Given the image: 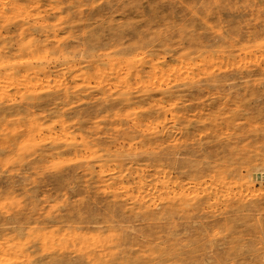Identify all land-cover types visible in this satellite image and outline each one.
<instances>
[{
    "label": "clouds",
    "instance_id": "clouds-1",
    "mask_svg": "<svg viewBox=\"0 0 264 264\" xmlns=\"http://www.w3.org/2000/svg\"><path fill=\"white\" fill-rule=\"evenodd\" d=\"M42 2L0 0V31L24 25L15 53L0 45L7 77L0 78V104L26 109L0 127L7 141L0 177L33 162V183L63 175L65 188L48 213L72 199L86 203L81 185L108 194L126 177L133 182L123 198L149 209L194 204L201 185L218 190L213 205L224 212L233 202L264 199V105L255 107L264 93V0H181L182 20L125 23L116 13L78 33L66 29L83 20L71 21L63 4L49 20ZM106 2L91 0L80 11ZM36 29L47 34L43 40ZM96 29L99 44L91 40ZM41 152L48 159L39 161ZM23 199L0 207H22ZM158 219L161 232L138 252L152 264H264V208L207 229L198 219L183 231L163 212ZM120 235L112 233L114 242ZM46 255L34 228L0 238V264H39Z\"/></svg>",
    "mask_w": 264,
    "mask_h": 264
},
{
    "label": "rangeland",
    "instance_id": "rangeland-1",
    "mask_svg": "<svg viewBox=\"0 0 264 264\" xmlns=\"http://www.w3.org/2000/svg\"><path fill=\"white\" fill-rule=\"evenodd\" d=\"M19 2L24 4L30 0ZM59 4L65 6L64 13L71 14V21L85 22L74 29H66L74 33L85 27H92L97 23V17H111L116 13L126 18L125 23L141 19L151 23L185 18L181 0H123L122 3L120 0H111L110 5L106 2L95 10L89 7L84 12L80 9L85 4L90 5L91 0H43L42 7L49 8V20L61 15L52 11ZM228 18L229 14L225 12V19ZM3 23L4 20L0 18V24ZM23 28L22 23H17L0 31V37H3L0 45H6L8 55L18 50ZM32 34L40 40L47 35L38 29L33 30ZM103 39V32L96 29L91 37L92 42L99 44ZM0 78L7 79L3 71H0ZM261 105H264V93L258 94L255 107L260 108ZM22 111H26L23 106L9 107L0 104V127H3L9 115ZM10 139L15 140L16 137ZM5 142L4 136L0 134V148H3ZM3 154L4 152H0V156ZM37 159H48L47 152H41ZM34 164L35 162L25 165L18 175L8 176L4 173L0 177V202L13 196L24 198L22 207L5 205L8 211L0 207V238L12 232L22 235L26 229L34 228L38 249L47 253L39 264H152L149 257L138 256V252L146 248L161 232L162 225L158 219L160 212L180 222L183 231L190 227L193 219H198L205 229L216 228L228 223H241L248 213L264 208V199H261L247 207L233 202L229 210L224 212L213 205L218 190L212 189L210 185L208 188L201 185L200 196L194 204L188 202L184 206L177 202L162 204L158 210L149 209L146 205L132 204L123 198L121 189L133 182L132 178L126 177L124 180H116L108 194L99 193L94 184L87 187L81 185L77 194L86 195V203L81 204L72 199L63 210L48 213L49 202L65 188L64 176L50 174L33 183L32 177L36 175L33 171ZM204 177L205 174L201 173L199 179ZM176 195L173 192V196ZM113 232L121 234L115 242ZM219 247L223 248L224 245ZM219 255L222 253L218 249L217 256Z\"/></svg>",
    "mask_w": 264,
    "mask_h": 264
}]
</instances>
